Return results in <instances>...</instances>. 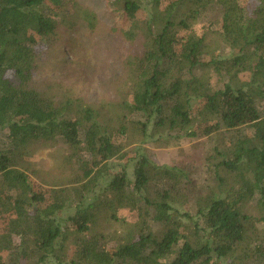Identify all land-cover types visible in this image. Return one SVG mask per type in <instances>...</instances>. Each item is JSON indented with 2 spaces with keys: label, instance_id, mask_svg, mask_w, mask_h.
Instances as JSON below:
<instances>
[{
  "label": "trees",
  "instance_id": "obj_1",
  "mask_svg": "<svg viewBox=\"0 0 264 264\" xmlns=\"http://www.w3.org/2000/svg\"><path fill=\"white\" fill-rule=\"evenodd\" d=\"M63 2L0 0V264H264V0L110 1L140 46L116 122L111 104L104 114L29 88ZM209 14L229 53L205 59L213 30L193 24ZM132 135L199 140L200 163L129 155ZM56 139L75 178L36 187L25 154Z\"/></svg>",
  "mask_w": 264,
  "mask_h": 264
},
{
  "label": "rangeland",
  "instance_id": "obj_2",
  "mask_svg": "<svg viewBox=\"0 0 264 264\" xmlns=\"http://www.w3.org/2000/svg\"><path fill=\"white\" fill-rule=\"evenodd\" d=\"M110 1L112 0H64L55 16L57 23L54 36L38 46L41 58L37 62L29 88H34L57 104L69 99L75 106L77 103L89 105L100 109L104 114L105 107L111 104L113 120L116 122V107L113 104L130 100L124 62L130 56L138 55L140 46L138 39L128 41L123 38L120 30L130 20L111 9ZM239 1L249 5L253 0ZM85 9L93 15L91 24L85 18ZM220 25V19L213 20L211 14L194 21L193 27L197 33H202L203 28L213 30L208 33L206 40L208 48L205 59L229 53L228 47L219 38ZM179 33L181 30H177L178 35ZM220 83L219 80L217 85ZM137 137L132 135L131 143L125 148L129 155H134L136 148H139L151 161L158 164L183 166L200 163L199 140L175 141L146 137L143 141H138ZM25 159L29 161L28 172L36 187H58L75 178V168L69 162V149L60 139L32 142ZM127 172L132 178V161ZM182 207L179 205V209H183ZM246 207L248 213L256 214L252 202L247 201ZM71 212L72 210L63 212L62 219ZM109 222L111 226H106L103 232L118 228L116 222ZM227 262L222 261L221 264ZM44 264H54V260L48 258Z\"/></svg>",
  "mask_w": 264,
  "mask_h": 264
}]
</instances>
